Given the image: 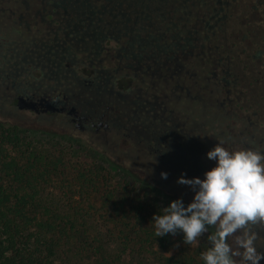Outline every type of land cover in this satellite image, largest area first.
I'll use <instances>...</instances> for the list:
<instances>
[{
  "label": "flooded vegetation",
  "instance_id": "flooded-vegetation-1",
  "mask_svg": "<svg viewBox=\"0 0 264 264\" xmlns=\"http://www.w3.org/2000/svg\"><path fill=\"white\" fill-rule=\"evenodd\" d=\"M87 61L96 75L73 76V95L48 87ZM113 64L115 73L128 70V85L135 71L136 92L113 90L116 76L104 68ZM0 97L15 111L64 116L97 137L128 125L159 175L187 165L186 175L198 177L203 153L193 136L199 124L167 114L173 100L215 107L233 120L236 149L264 154V0H0ZM22 101L35 110L20 109Z\"/></svg>",
  "mask_w": 264,
  "mask_h": 264
},
{
  "label": "rangeland",
  "instance_id": "rangeland-1",
  "mask_svg": "<svg viewBox=\"0 0 264 264\" xmlns=\"http://www.w3.org/2000/svg\"><path fill=\"white\" fill-rule=\"evenodd\" d=\"M108 44L115 46L113 41ZM81 58L82 54L79 55V59ZM87 62L83 66L76 65L71 68L76 73L75 75L67 72L59 75L61 78L68 76L70 79L67 81L63 79L61 81L56 79L47 81L48 87H57L64 92L68 89L70 90L68 95H73L71 90L76 89L73 86L75 83L72 79L73 76L82 77L85 73L83 71L89 73L86 77L96 75L98 67L96 65L90 66L89 61ZM104 68L112 70L113 75L116 76V79L113 80L114 91L122 92L125 95L131 94L132 91L136 92V76H133L135 71H132V75L130 74L134 84L128 85V70L115 73L118 68L115 64L105 65ZM67 69L64 68V70ZM50 71L55 72L57 70ZM50 71L46 68L42 72L49 73ZM40 72L41 70H30L29 77L33 76L34 79H39L41 77ZM49 76L55 77V75L50 74ZM109 87H112V84ZM196 94V91L192 92L193 96ZM133 99L135 100V98ZM90 100L94 99L90 98ZM167 106L169 110L167 114L172 113L176 117L182 116L180 120L186 121L188 126L198 123L199 128H201L193 133L196 142L202 145L203 152L199 156L198 166H196V168L199 167L198 172H196L198 177L187 176L186 169L188 166L183 165L181 169L175 171L166 166L160 169L161 173H167V179H162L149 150L143 148L141 144L136 145L132 142V138L127 136L128 131L125 128L128 125H125V128L121 126L115 128L111 133H108L106 138L97 137L89 131L81 132L74 125H70L64 116L46 115L38 117L35 113L15 111L1 97L0 123L7 128L19 130L18 136L21 140L20 147L17 149L19 152L15 151L16 149H11L12 155L19 159L22 157H24L23 159L26 157L35 159L40 165L53 164L58 167L54 186L46 191V194L54 197L62 196L64 191L60 190V187L79 178L83 169L91 168L99 174L101 183L96 188L85 193L77 192L78 197L69 202L72 203L71 208L92 213L91 221L94 230L92 234L98 235L102 232L101 240L104 244L110 245L108 251L112 253V257H116L118 252L115 251L120 246V239L125 237L122 231L126 232L122 220L112 216L115 212L123 211L120 197L128 199L125 208L129 210L131 205H143V215L147 217L148 221H152L153 216L160 214L161 210L168 207L172 201L182 199L185 206L192 202L194 197L192 189L189 186L178 184L177 180L182 176L185 179L199 178L203 180L204 174L216 166L215 161L207 158V153L218 142L222 141L223 146L230 152L238 150L236 149V126H233V120H229L225 113L218 111L215 107L205 109L203 103L197 99L173 100L169 101ZM135 109L132 108V110ZM125 113L127 110L121 108L119 115H115L119 122L122 120L119 117ZM76 191L80 190L77 188ZM80 195H83V198ZM68 197H71V193H68ZM257 226L260 230L257 232L256 246L261 252L264 250V225ZM255 229L256 227H254ZM211 231L213 229H210ZM206 236L207 234L201 237L198 246H188L183 242V233H178L175 236L170 234L171 241L163 251L160 252V249L156 248L145 253L140 252L139 246H136L133 250L127 249V252L120 258V264H159L161 254L166 256L188 255L201 262V253L210 246ZM228 242L233 243L231 238ZM259 264H264V259Z\"/></svg>",
  "mask_w": 264,
  "mask_h": 264
},
{
  "label": "trees",
  "instance_id": "trees-1",
  "mask_svg": "<svg viewBox=\"0 0 264 264\" xmlns=\"http://www.w3.org/2000/svg\"><path fill=\"white\" fill-rule=\"evenodd\" d=\"M18 131L0 123V264H120L127 249L139 246L140 252L156 248L161 252L169 245L170 234L154 235V223L143 215V205H131L129 210L125 208L128 199L120 197L123 211L112 216L122 220L126 232L122 231L125 237L112 257L110 245L101 240L102 232L92 234V213L71 208L69 202L78 197L77 192L96 188L101 183L99 174L83 169L79 178L60 187L62 196L46 194L54 186L58 167L12 155L11 149L19 152ZM158 262L204 264L188 255L161 254Z\"/></svg>",
  "mask_w": 264,
  "mask_h": 264
},
{
  "label": "clouds",
  "instance_id": "clouds-1",
  "mask_svg": "<svg viewBox=\"0 0 264 264\" xmlns=\"http://www.w3.org/2000/svg\"><path fill=\"white\" fill-rule=\"evenodd\" d=\"M207 158L216 166L203 180H177L192 189V202L185 206L177 199L154 215V235L183 233L185 245L198 246L207 234L210 246L201 253L204 264H259L264 252L257 249L254 227L264 225V154L252 149L230 152L221 141ZM161 177L167 179V173Z\"/></svg>",
  "mask_w": 264,
  "mask_h": 264
},
{
  "label": "water",
  "instance_id": "water-1",
  "mask_svg": "<svg viewBox=\"0 0 264 264\" xmlns=\"http://www.w3.org/2000/svg\"><path fill=\"white\" fill-rule=\"evenodd\" d=\"M43 101H46L47 106L49 109H47L48 111L54 113L57 111V109L54 107V105L51 103L50 100L47 99H43ZM20 109H27V110H35L36 108V104L35 103H25V102H21L20 103Z\"/></svg>",
  "mask_w": 264,
  "mask_h": 264
}]
</instances>
